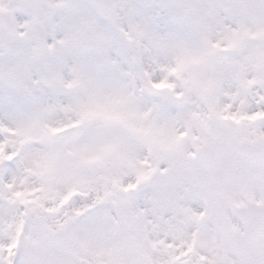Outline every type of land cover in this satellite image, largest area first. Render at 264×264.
<instances>
[{
	"label": "snow or ice",
	"instance_id": "snow-or-ice-1",
	"mask_svg": "<svg viewBox=\"0 0 264 264\" xmlns=\"http://www.w3.org/2000/svg\"><path fill=\"white\" fill-rule=\"evenodd\" d=\"M0 264H264V0H0Z\"/></svg>",
	"mask_w": 264,
	"mask_h": 264
}]
</instances>
